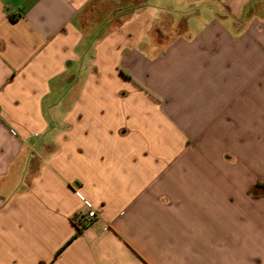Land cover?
Here are the masks:
<instances>
[{
    "label": "crops",
    "instance_id": "obj_1",
    "mask_svg": "<svg viewBox=\"0 0 264 264\" xmlns=\"http://www.w3.org/2000/svg\"><path fill=\"white\" fill-rule=\"evenodd\" d=\"M0 264H264V0H0Z\"/></svg>",
    "mask_w": 264,
    "mask_h": 264
},
{
    "label": "rangeland",
    "instance_id": "obj_2",
    "mask_svg": "<svg viewBox=\"0 0 264 264\" xmlns=\"http://www.w3.org/2000/svg\"><path fill=\"white\" fill-rule=\"evenodd\" d=\"M209 153H212L211 151ZM221 185V183L218 180H215V184L213 185L215 188ZM211 200L205 202L207 203V207H210V204L212 203V201L214 202L215 205L218 206L217 209L215 210H210L211 208H207V211H203V216L201 218L204 217H208L211 218V215L214 219L220 218V219H225V193L221 194V192H218L217 189H215L214 194L212 196H210ZM190 213V215L187 216V218H192L193 217V213L192 212H188ZM214 238L219 237L218 233L215 231ZM221 242V241H220ZM220 242H218V244H216V250L220 249ZM225 247V246H224ZM223 247V248H224Z\"/></svg>",
    "mask_w": 264,
    "mask_h": 264
},
{
    "label": "built area",
    "instance_id": "obj_3",
    "mask_svg": "<svg viewBox=\"0 0 264 264\" xmlns=\"http://www.w3.org/2000/svg\"><path fill=\"white\" fill-rule=\"evenodd\" d=\"M96 213L94 211L88 212L87 214H81L76 216L77 223L87 226L96 218Z\"/></svg>",
    "mask_w": 264,
    "mask_h": 264
},
{
    "label": "trees",
    "instance_id": "obj_4",
    "mask_svg": "<svg viewBox=\"0 0 264 264\" xmlns=\"http://www.w3.org/2000/svg\"><path fill=\"white\" fill-rule=\"evenodd\" d=\"M75 223H76V225H77V228H78V230H77V233L75 234V237L77 236V235H79L80 234V232H81V230L85 227L84 225H81V224H79V223H77V221H76V217H75Z\"/></svg>",
    "mask_w": 264,
    "mask_h": 264
}]
</instances>
